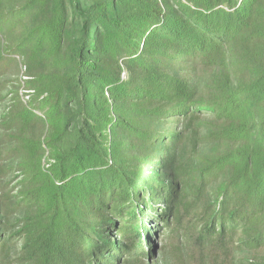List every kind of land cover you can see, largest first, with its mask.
Returning <instances> with one entry per match:
<instances>
[{
  "label": "trees",
  "instance_id": "trees-1",
  "mask_svg": "<svg viewBox=\"0 0 264 264\" xmlns=\"http://www.w3.org/2000/svg\"><path fill=\"white\" fill-rule=\"evenodd\" d=\"M151 220L264 264V0H0V264H148Z\"/></svg>",
  "mask_w": 264,
  "mask_h": 264
},
{
  "label": "rangeland",
  "instance_id": "rangeland-1",
  "mask_svg": "<svg viewBox=\"0 0 264 264\" xmlns=\"http://www.w3.org/2000/svg\"><path fill=\"white\" fill-rule=\"evenodd\" d=\"M11 58H14L15 61H5L3 63L4 67H1L3 69V72L5 73V78L7 81L15 82L18 80L23 79L21 78V68L20 64H18V60L15 58L16 56L20 59L22 58L16 53L9 54ZM22 60V59H21ZM16 65L17 70H16ZM25 80V79H24ZM22 83V82H21ZM23 86V83H22ZM27 86V85H26ZM21 88V86H20ZM19 88V89H20ZM22 87L21 89H23ZM21 91V90H20ZM21 94V93H20ZM12 97V96H10ZM23 101V100H22ZM24 102V101H23ZM25 103V102H24ZM172 220V217H171ZM123 225L120 227L119 234L116 235V229H112L111 238L109 239L110 242L115 244L118 247H125L127 240H130L131 237L138 236V244L140 245L141 249L143 250L144 260H146V263L148 264H172L176 260V252H175V246L177 244V241L171 240L168 236L172 232V229H166L164 227H161V223L156 224L154 220H151L149 228L153 229L152 232L154 235L151 236L150 239L144 240V235L142 232H140V227L134 225H125V221H122ZM118 229V228H117ZM169 230V231H168ZM139 231V234H138ZM123 235V236H122ZM178 238V236H177ZM150 241V242H148ZM130 246V245H128ZM150 247L155 249L151 255H149ZM121 263H124V260L121 259Z\"/></svg>",
  "mask_w": 264,
  "mask_h": 264
},
{
  "label": "built area",
  "instance_id": "built-area-1",
  "mask_svg": "<svg viewBox=\"0 0 264 264\" xmlns=\"http://www.w3.org/2000/svg\"><path fill=\"white\" fill-rule=\"evenodd\" d=\"M17 58H18L19 62L21 63V59H20L19 57H17ZM25 70H26V67L23 66V71H22V73H24ZM22 77H23V80H24V79H25V80H28V79H29L28 77H26V76H24V75H23ZM31 93H32L31 90H26V89H24V88L22 89L21 94H22V98H23L24 102H28V101L30 100Z\"/></svg>",
  "mask_w": 264,
  "mask_h": 264
}]
</instances>
